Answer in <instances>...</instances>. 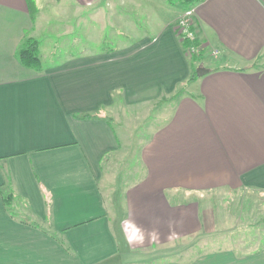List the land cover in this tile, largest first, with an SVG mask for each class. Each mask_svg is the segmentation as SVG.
I'll list each match as a JSON object with an SVG mask.
<instances>
[{"label":"crops","instance_id":"obj_1","mask_svg":"<svg viewBox=\"0 0 264 264\" xmlns=\"http://www.w3.org/2000/svg\"><path fill=\"white\" fill-rule=\"evenodd\" d=\"M34 1L32 19L28 0H0V264H264V249L194 253L230 236L225 196L264 192V0L193 7L195 57L169 2ZM86 15L118 25V47L60 53L52 37ZM28 38L39 72L18 59ZM164 100L141 178L118 195L106 173L128 141L121 115Z\"/></svg>","mask_w":264,"mask_h":264},{"label":"rangeland","instance_id":"obj_2","mask_svg":"<svg viewBox=\"0 0 264 264\" xmlns=\"http://www.w3.org/2000/svg\"><path fill=\"white\" fill-rule=\"evenodd\" d=\"M123 1L124 0H112L115 5H118L115 8L121 12L125 11L123 8ZM163 1L168 2V0ZM108 2V0H103L102 3L98 5L102 8L105 7V10H109L111 6H109L110 4ZM173 2L176 9L178 8V10L185 11V8L179 4L178 0H173ZM126 5L132 6L131 4ZM152 8L155 13L159 11L155 9V7ZM72 26L74 27L72 30L65 29L61 32L58 31V33L52 37L54 42L58 39L57 43H59L60 53L62 46L64 45L66 47L64 41L67 43L70 42L71 46L69 47L67 45V47L72 52L80 53L82 51H90L93 53H100L104 52V50L115 49L116 46L118 47L117 44L119 41L123 39L122 34L117 31V29L112 30L118 25L112 24L109 19L93 22L90 21L89 15H86L81 24L76 22ZM118 29L121 30L119 27ZM139 32L148 33L147 27H140ZM40 34V43H44L48 38L51 39V37H49L50 32L48 34L42 31ZM76 40L77 43L75 44ZM217 55L219 54L217 53L213 57L216 59L218 57ZM167 102L168 101L164 100L162 104H153L148 107V109L145 108L142 111L140 110L139 113L136 110L131 111L128 117H125L123 114L121 115V118H123L122 122L126 125L124 128L127 129L129 134L128 141L126 144H123L124 148L120 154L115 156L114 162L112 163L111 161V165L106 173V179L112 180V182H108L107 185L109 187L107 188H114L118 195L122 192L121 189L123 187L141 178V172L144 170L140 160L142 144L150 136L152 127L157 126L166 119L169 107H171V104ZM115 129L119 135H121V131H124V129L118 127V124L115 125ZM247 192L240 194L235 193L234 197H224L228 212L231 215V220L228 223L231 229V231L227 233V235H230L228 239L213 245L216 241L212 238L210 244L204 247L195 243V245H197L194 251L195 254L201 252L200 249H217L219 246L230 247L238 245L240 249H254L255 251L264 249V192H257L255 194H250L252 191Z\"/></svg>","mask_w":264,"mask_h":264},{"label":"trees","instance_id":"obj_3","mask_svg":"<svg viewBox=\"0 0 264 264\" xmlns=\"http://www.w3.org/2000/svg\"><path fill=\"white\" fill-rule=\"evenodd\" d=\"M178 1H179V4H181L185 8V11H187L189 9H192L199 3H201L202 0H178ZM168 2L170 5H175L173 0H168ZM28 5H29L30 12H31V17L32 19H34L36 14L38 13L35 1L28 0ZM183 43L186 49L190 47L192 44L190 41H183ZM18 59H19L20 64L24 68L39 72L42 67V61H41L40 54H39V43L32 38L26 39L19 52ZM195 78H196V75H194L192 79L190 80H193ZM88 118L90 117L88 116Z\"/></svg>","mask_w":264,"mask_h":264},{"label":"built area","instance_id":"obj_4","mask_svg":"<svg viewBox=\"0 0 264 264\" xmlns=\"http://www.w3.org/2000/svg\"><path fill=\"white\" fill-rule=\"evenodd\" d=\"M194 11L192 9L183 13V16L176 24V32L182 41H190L192 44L186 49L188 55L194 56L201 52V48L196 45L197 37L193 31Z\"/></svg>","mask_w":264,"mask_h":264},{"label":"water","instance_id":"obj_5","mask_svg":"<svg viewBox=\"0 0 264 264\" xmlns=\"http://www.w3.org/2000/svg\"><path fill=\"white\" fill-rule=\"evenodd\" d=\"M207 73V71L206 70H204V69H199L198 71H197V75L199 76V77H202L204 74H206Z\"/></svg>","mask_w":264,"mask_h":264}]
</instances>
